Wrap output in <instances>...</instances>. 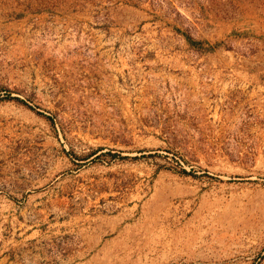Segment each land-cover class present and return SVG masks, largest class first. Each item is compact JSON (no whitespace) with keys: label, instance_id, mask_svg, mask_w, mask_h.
<instances>
[{"label":"rangeland","instance_id":"rangeland-1","mask_svg":"<svg viewBox=\"0 0 264 264\" xmlns=\"http://www.w3.org/2000/svg\"><path fill=\"white\" fill-rule=\"evenodd\" d=\"M0 264H264V0H0Z\"/></svg>","mask_w":264,"mask_h":264}]
</instances>
